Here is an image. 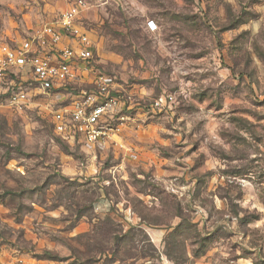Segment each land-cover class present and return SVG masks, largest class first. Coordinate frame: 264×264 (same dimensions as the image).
<instances>
[{
    "label": "rangeland",
    "instance_id": "obj_1",
    "mask_svg": "<svg viewBox=\"0 0 264 264\" xmlns=\"http://www.w3.org/2000/svg\"><path fill=\"white\" fill-rule=\"evenodd\" d=\"M69 1L0 0V54ZM90 2L85 82L0 83V264H264V0ZM94 71L116 83L138 159L54 130L52 110L92 89ZM20 83L23 108L9 99Z\"/></svg>",
    "mask_w": 264,
    "mask_h": 264
},
{
    "label": "built area",
    "instance_id": "obj_2",
    "mask_svg": "<svg viewBox=\"0 0 264 264\" xmlns=\"http://www.w3.org/2000/svg\"><path fill=\"white\" fill-rule=\"evenodd\" d=\"M91 7L89 0H70L56 20L46 23L21 43L6 47L0 54V83L9 76L24 79L42 93L61 92L69 86L85 82L95 63V42L81 22ZM151 31L157 26L147 23ZM93 88L83 90L71 104L52 110L55 132L69 143L79 141L88 150L123 149L130 157L137 155L124 145L121 112L124 102L116 83L107 74L94 71ZM9 95L13 106L23 108L30 103L29 92L21 83ZM174 100L163 95L157 103Z\"/></svg>",
    "mask_w": 264,
    "mask_h": 264
},
{
    "label": "crops",
    "instance_id": "obj_3",
    "mask_svg": "<svg viewBox=\"0 0 264 264\" xmlns=\"http://www.w3.org/2000/svg\"><path fill=\"white\" fill-rule=\"evenodd\" d=\"M90 1V0H89ZM104 1H106V0H104ZM91 3V2H90ZM116 3H117V5L118 6H120L122 9H126L125 11H127L128 9L127 8H125V6L123 5V2L122 1H120V2H117L116 1ZM68 4H69V2H68ZM68 4H67V6H68ZM84 17V19H86V18H88L89 20H91V21H99L100 20V16H99V14H98V11H97V8H95V6L91 3V7L89 8V9H87L84 13H83V15H82V18ZM83 19V20H84ZM149 21H153L154 22V24L157 26V28H156V30H154V31H151L149 28H148V26H147V24H146V28L149 30V31H151V32H154V33H161V31H162V23H161V21H160V19H159V17H157L156 15H154V16H151V17H149L148 18V20H147V23L149 22ZM84 25V24H83ZM84 27H85V25H84ZM87 29V28H86ZM88 30V29H87ZM92 36V38H93V40H94V42H95V48H94V51H96V47H97V43H96V40L94 39V37H93V35H91ZM122 137H123V139H125V140H127L128 141V136H127V133L125 132V131H123L122 132ZM131 135H132V138H130L131 139V141H133L132 143H130V148L134 151V153L137 155V157H139V152H138V150L140 149V147H142V144L140 143V142H142V140H141V136H140V134H139V132H137V131H133L132 133H131ZM112 150H114V153H115V155H118L119 153H123L120 149H118V148H113ZM116 152H119V153H116ZM138 159V158H137ZM135 223H137V222H135ZM133 225H134V223H132Z\"/></svg>",
    "mask_w": 264,
    "mask_h": 264
}]
</instances>
